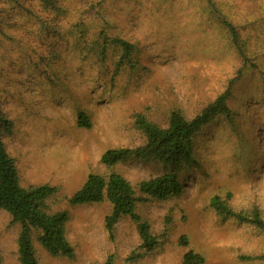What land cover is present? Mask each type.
<instances>
[{
	"label": "rangeland",
	"instance_id": "obj_1",
	"mask_svg": "<svg viewBox=\"0 0 264 264\" xmlns=\"http://www.w3.org/2000/svg\"><path fill=\"white\" fill-rule=\"evenodd\" d=\"M0 0V134L24 187L60 190L49 211H66L72 259L53 257L34 239L39 264H183L192 250L202 264H264V227L221 217L219 195L235 211L258 210L264 221V0ZM59 6L67 7L57 12ZM218 12V13H215ZM226 17L236 31L220 23ZM78 16L87 39L100 27L135 44L133 73L114 82L104 67L64 38ZM105 24V25H103ZM230 86V118L220 116L194 137L198 164L179 171L183 190L137 204L159 246L141 248L135 222L123 217L114 240L104 217L108 202L73 206L69 197L90 172L105 173L108 148H135L145 136L131 115L167 127L170 112L192 119ZM86 112L92 128L77 126ZM115 171L132 185L169 171L160 162L129 159ZM19 226L0 210V264H19ZM185 236L187 245L182 244ZM139 255V257H138Z\"/></svg>",
	"mask_w": 264,
	"mask_h": 264
},
{
	"label": "trees",
	"instance_id": "obj_2",
	"mask_svg": "<svg viewBox=\"0 0 264 264\" xmlns=\"http://www.w3.org/2000/svg\"><path fill=\"white\" fill-rule=\"evenodd\" d=\"M43 6L55 8L56 0H41ZM203 14H211L212 0H205ZM67 7L59 6L57 12H65ZM215 13H218L215 11ZM219 14V13H218ZM220 23L229 30L236 42V31L230 21L223 17ZM105 25V24H103ZM87 23L78 16L76 23L68 28L64 38H71L79 54L91 56L97 64L104 67L114 82L118 75L133 73L135 68L134 43L112 36L107 28L100 27L95 37L87 39ZM230 86L227 90L207 104L192 119H187L180 110L170 112L167 127L163 128L150 121L145 114L135 112L131 115L133 124L145 136V143L135 148H108L100 156L105 173L90 172L82 186L68 199L73 205L99 204L108 202L110 212L104 217V228L110 240H114L117 223L123 217H129L136 224L141 248L150 252L159 246L150 224L136 211L137 204L152 200H164L179 195L183 190L179 171L185 167L198 164L193 147L195 135L215 118L231 117V109L227 105ZM229 121L233 123V119ZM76 124L85 129L92 128L89 115L80 110L77 112ZM0 111V129L8 126ZM129 159L145 162H160L168 166L169 171L153 178L142 180L137 186L132 185L115 167ZM59 188L48 184L24 187L20 184V176L15 161L7 153L0 134V210L11 217V222L19 226L17 237V254L19 264H39L34 248V239L53 257L72 259L75 250L66 236V211H49L48 201L59 195ZM225 199L214 195L210 206L221 217H231L238 221L248 222L258 228L264 227V221L258 210L250 214L235 211ZM182 244L187 245L185 236ZM139 257V255H138ZM203 257L192 250L184 254L183 264H202ZM109 256L104 264H112Z\"/></svg>",
	"mask_w": 264,
	"mask_h": 264
}]
</instances>
